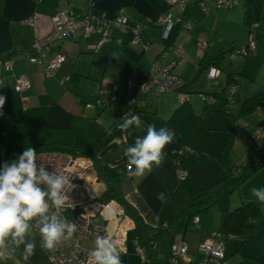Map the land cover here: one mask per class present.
I'll return each mask as SVG.
<instances>
[{
  "label": "crops",
  "instance_id": "obj_1",
  "mask_svg": "<svg viewBox=\"0 0 264 264\" xmlns=\"http://www.w3.org/2000/svg\"><path fill=\"white\" fill-rule=\"evenodd\" d=\"M198 1L205 2L204 5L199 4L204 9L198 5L192 16L186 20L185 16L190 12L189 6L194 3L188 5L186 12L183 10L184 5L173 6L182 7L181 10L184 13L180 16L181 11L178 9L173 13V7H169L166 0H0V52L3 54L10 50L28 49L33 41L50 36L54 31L52 17L58 10H64L74 18L83 17L87 11L94 16H102L108 24L117 23L120 29L131 28L133 40L136 38L134 26L141 24V30L143 27L147 29L148 19H158L161 13L172 14L169 24L171 31L163 34L157 31V36L163 35V39L159 38L156 41L150 36V30L155 27V24L160 25L155 20V24L150 25L152 28L145 32L148 39L145 40L140 35L141 41L137 43L133 41L134 44L143 45L142 51L139 53L136 50V54L126 55L124 63L119 64V80L124 77V81L122 84L115 82L118 86H113V89L120 87L124 90L128 81L132 80L133 87L128 94L132 95V98L135 97L137 94L135 88L148 79L152 66L158 62L183 77L187 82L186 91L193 92L189 99L181 102L175 90L159 92L152 89L147 97L136 101L137 110L135 109L133 113H129L131 110L125 91L115 95L116 100L107 106L86 107L74 89H78L90 98L102 92H97L98 94L95 95V92L87 90L84 86L68 84L72 71L84 75L82 72L84 70L75 68V62L67 64L68 56L76 55L77 59L80 55H90L92 61L99 53H104L108 57L107 46L114 42H128L127 39L130 38V34L123 35L124 33L120 32L118 27L112 26L110 29L113 30V35L111 36L109 31L108 39L100 47H97L98 36L93 34L91 38L85 40L77 37L67 40L58 47L57 51L44 50V63L33 62L31 54L23 52L13 57L11 69H7L5 64H0V88L4 82L8 83L13 90L18 78L22 75L30 79V85L25 91L19 92L15 88L17 93L24 95L22 96L24 98L19 99L22 112L5 115L4 123L0 122V133L11 125V130L21 145L61 142L89 149L105 132H115L116 135L100 149L97 155L100 164L110 174H121L125 198L148 225L156 227L168 222L171 217L180 215L181 220L178 219L177 225L183 227V235H185L189 228L186 219L192 211L190 206L207 186L215 183L225 174L222 148L228 139L227 129L230 126V117L218 110L222 105L219 96L227 97L230 93H227L228 89L230 91V86H226L227 72L247 75V77L237 75L239 89L236 98L239 102L236 104L238 107L239 103L264 87V0H243L242 2L237 0L238 2L228 7L221 4L226 0H195L196 4ZM251 2H253L256 30L250 33L255 40L256 52L246 55L236 53L234 57L226 56L219 59L216 64L221 69L219 85L211 83L214 86L213 90L199 87L196 84L197 77L205 71L208 80L209 67L214 65L213 60L219 57L221 52H225L232 44L239 48L248 43L251 35L246 33L248 28L245 24V7ZM209 6L218 9L212 10ZM124 15L129 17L130 24L122 27L117 19ZM175 17L177 23L174 25ZM188 20H191V23ZM166 26L168 25L162 27L166 28ZM170 35L174 36L172 40L171 37L168 38ZM203 41L207 42L205 48L201 47ZM147 47L149 50H146ZM93 50L98 51L93 52ZM177 50H181L182 55H178ZM58 51H64L67 58L59 67L55 77L47 78L45 67ZM134 60L140 61L134 64ZM106 61L109 62L108 59ZM204 91L217 93L218 98L216 97L212 102L213 106L211 103L206 106ZM0 94L4 95L2 90ZM22 102L27 106H24ZM132 115L139 116L142 122L141 128L121 129L119 125L124 118ZM22 124H26L27 133L20 136L19 125ZM149 124H154L157 129L166 127L175 133V138L166 146L158 165H154L142 176L134 175L133 166V172L129 175L126 173V165L129 162L124 155V149L133 146L137 137L146 135ZM237 125L232 160L234 164L239 165L250 158L257 157L264 150V109L240 118ZM183 147H190L196 151L199 159L190 167L186 179L180 180L174 159ZM2 151L1 149L0 154ZM258 176H260V187L256 188H264V169L258 173ZM89 180L91 188L102 198L106 190L105 182L95 173L90 174ZM251 184L252 180H247L241 191L232 196V207L245 201L257 200L264 208V202L253 195ZM238 193L240 194L237 195ZM199 219L200 222L195 223L199 228L198 251L201 240L211 237L216 230L215 226H210L209 216L201 217L200 213ZM97 220L103 221L99 218ZM128 225L126 242L118 248L120 253H124L128 247L129 232L138 230L137 223L130 215ZM135 239L138 240V236ZM247 240L243 242L241 238L239 249ZM7 247L9 251H6ZM7 247L3 249L6 253L4 264H37L38 259H27L18 250ZM227 249L226 244V252ZM126 254L128 257L129 253ZM47 256H49V250ZM46 261H48L47 257ZM46 261L45 264H47ZM190 261L191 259L188 263ZM128 262L126 259V263L124 261L122 264H131Z\"/></svg>",
  "mask_w": 264,
  "mask_h": 264
},
{
  "label": "built area",
  "instance_id": "obj_2",
  "mask_svg": "<svg viewBox=\"0 0 264 264\" xmlns=\"http://www.w3.org/2000/svg\"><path fill=\"white\" fill-rule=\"evenodd\" d=\"M169 3L176 2V0H167ZM237 0H226L221 4L227 7L232 5ZM65 11H59L54 17V31L53 33L42 40H36L33 43L31 49V59L33 62H43L44 50L54 51L58 49L62 43H64L68 36H71L80 27H84L85 38L88 39L93 33L98 34V46L105 42L109 36L108 21L101 17L92 21L89 17L84 20H76L65 14ZM59 18L63 19L59 21ZM172 18V14L161 15L158 22L162 25H169ZM117 22L120 26H127L130 24L129 17L123 16L118 18ZM134 34L136 38L134 43L141 41L140 31L141 26H134ZM254 37L249 39V51L256 52ZM201 47H207V42L201 43ZM243 52H247L246 49H242ZM178 55H182L181 50H177ZM38 54V56H35ZM67 54L64 51H58L49 60V63L45 67V75L47 78L55 77L59 67L65 62ZM44 63V62H43ZM0 64H5L7 69L12 68V60L2 61ZM208 80L213 85H218L221 69L217 65H212L208 70ZM186 81L183 77L173 72L171 68L164 67L158 62H155L152 66L148 79L142 83L139 92L149 95V91L155 89L159 92L175 90L178 93L179 100L181 102L190 98V94L184 90ZM30 85V79L26 75H22L18 78L15 86L19 92L25 91ZM129 87L132 86V82L128 81ZM237 89L236 86L231 87L232 94ZM147 95V96H148ZM146 96V97H147ZM116 96H103L95 99L94 102H86V107H93L96 105L105 106L114 101ZM129 105L135 107L138 96L127 98ZM204 99L212 102L214 99L211 96H204ZM190 151V148L183 147L178 152L174 159L176 166L177 176L180 180L186 179L188 176V170L182 165L181 157ZM40 160L37 161L38 165L45 166L49 171L57 170L70 176V183L67 188L66 194L69 199L65 208L61 209L58 213L66 221H74L78 225V230L67 239H62L53 249L49 250V264H93L90 258V251L80 242L82 238H96L98 235H106L111 241H113L117 249L121 248L126 242L128 220L124 207L117 200L105 201L91 188L88 176L94 173V163L88 156H77L71 152L65 151H42L37 152ZM127 173L132 174V165L126 166ZM50 211L55 212L54 208ZM103 219L102 220H97ZM115 219V220H114ZM102 221V222H101ZM199 221V218H196ZM35 229L39 233V226L34 224ZM219 236L214 232L209 238L203 239L199 244V251L206 254V259L200 263L189 262L188 264H226L223 259L225 256V243L220 240ZM142 258H145L144 251L139 248ZM188 252V246L186 243H174L173 253L181 256L185 259V255Z\"/></svg>",
  "mask_w": 264,
  "mask_h": 264
},
{
  "label": "trees",
  "instance_id": "obj_3",
  "mask_svg": "<svg viewBox=\"0 0 264 264\" xmlns=\"http://www.w3.org/2000/svg\"><path fill=\"white\" fill-rule=\"evenodd\" d=\"M198 4L201 2L198 1ZM219 8V5L217 4ZM245 24L251 28H255L256 23L254 22L253 15V2L249 3L245 7ZM64 10H58L53 17L59 12ZM187 11V10H186ZM185 11V12H186ZM67 13V12H66ZM52 17V20H53ZM87 17L95 21V19H100L102 16H94L92 13L87 11V13L81 18H74L76 20H84ZM146 24L151 25L155 24V20L148 19ZM109 26V24H108ZM159 26H164L160 24ZM167 27V26H166ZM98 36V34H96ZM80 38L81 40H85L84 35V27H80L73 33L71 36H68L66 39H74ZM109 37V36H108ZM108 39V38H107ZM66 40V41H67ZM133 41V38L131 39ZM28 47V49L24 50H10L7 53L0 52V60H12L13 57L17 54H21L23 52H28L32 54L31 49L33 48V43ZM99 42V41H98ZM97 42V47L98 46ZM104 43V42H103ZM249 43V41H248ZM246 44L244 47L236 48L234 44L227 47L225 52H221L219 57L213 60L212 64L216 65L221 58L226 57L231 58L236 53H241V55H246L247 53L243 52L242 49H247L249 44ZM57 51V49H54ZM98 50H93V52H97ZM55 55V54H54ZM35 56H38L36 54ZM245 76L242 73L235 72H227V85L230 86V93L227 97H220L222 102L221 107L219 108V112L223 113L230 117V126L227 129L228 131V139L222 148V159L225 174L224 176L216 181L215 183L207 186L204 192L194 200V204L190 206L191 213L188 215L186 219V224H190L191 220H194L196 224L200 222L196 221V218H199V214L205 210H209L213 207H217L221 213L220 218V226L218 229L214 230V232L223 240L225 243V256L223 261L227 264L226 261V241L229 237L238 236L243 239V242L248 239L250 236L258 233L264 227V208L257 200L245 201L240 204L237 208H232L231 198L232 196L240 192L243 184L252 178L254 175H257L261 170L264 169V150L260 152L257 157H253L248 159L246 162L242 164H234L232 160V152L234 149V145L236 142L237 136V127L238 121L240 118L253 114L258 110L264 109V87L256 92L254 95L248 97L243 102L239 103V107L236 113H233L230 104L237 102V91L239 89L238 86V77ZM82 75L76 73L74 71L71 72V76L68 78V84L73 83V85H77L79 87L80 80ZM219 80V79H218ZM220 83V81H219ZM218 83V85H219ZM236 86L237 89L232 94L231 87ZM187 82L185 84L184 90L186 91ZM74 92L78 94L81 102H86L88 100H92L89 96L83 95L78 89H74ZM123 92L120 87L118 89H114L110 93H121ZM188 92V91H186ZM190 95L193 92H188ZM196 93V92H194ZM204 96H211L215 100L218 98L216 92L204 91ZM114 94V95H115ZM213 100V101H214ZM212 101V102H213ZM207 103L206 106H209L210 101L205 100ZM137 107H134V110ZM137 110V109H136ZM135 110V111H136ZM134 111V112H135ZM116 135V133L105 132L100 138L95 141V145L92 148L85 149L76 147L71 144L52 142V143H33V144H25L21 145L17 142L15 134L11 130V125H8L3 133H0V143L4 150L0 154V157L12 155L16 159L17 156L22 153L25 148L32 147L37 152L42 151H65L71 152L77 156H89L90 159L94 163V173L99 176L106 184V190L102 195V198L105 201L117 200L124 207L127 214L134 218L137 223L138 230L140 234L143 236V245H140V248L145 253V258L143 259L142 264H171L172 262H177L182 259L181 256L175 255L173 253V245L176 243L174 238L175 227L177 226V222L181 220V216L171 217L168 222L161 224L159 226L153 227L148 225L142 218V216L138 213V211L131 205L128 200L125 198L122 191V176L121 174L115 175L108 173L105 168L100 164L97 155L102 147H104L110 140ZM190 148V147H188ZM85 154V155H83ZM199 156L196 151L190 148V151L184 154L181 157L182 165L187 168L188 175L189 169L198 161ZM127 173V170H126ZM128 174V173H127ZM179 219V220H178ZM183 222V221H182ZM181 224V222L179 223ZM186 228V227H185ZM140 237L138 236V239ZM202 241V240H201ZM185 243V242H184ZM201 252V251H200ZM49 257V256H48ZM193 263H200L201 261H193Z\"/></svg>",
  "mask_w": 264,
  "mask_h": 264
},
{
  "label": "clouds",
  "instance_id": "obj_4",
  "mask_svg": "<svg viewBox=\"0 0 264 264\" xmlns=\"http://www.w3.org/2000/svg\"><path fill=\"white\" fill-rule=\"evenodd\" d=\"M6 96L0 94V116ZM137 115L125 117L121 129L141 128ZM175 138V133L166 127L147 125L146 135L137 137L133 146L124 149V155L134 166V175L142 176L158 165L164 150ZM37 151L27 147L16 159L0 165V264H4V248L9 242L16 247L23 245L25 258L32 255L37 243L26 240L34 224L39 226V246L53 249L62 239L70 238L77 230L74 221H66L59 211L66 207V194L70 176L45 166L38 165ZM252 193L264 202V188H253ZM54 208L56 211H50ZM93 264H122L121 253L116 244L106 235H98L95 247L89 253Z\"/></svg>",
  "mask_w": 264,
  "mask_h": 264
},
{
  "label": "rangeland",
  "instance_id": "obj_5",
  "mask_svg": "<svg viewBox=\"0 0 264 264\" xmlns=\"http://www.w3.org/2000/svg\"><path fill=\"white\" fill-rule=\"evenodd\" d=\"M242 1L243 0H241L240 2H242ZM166 2H167L169 7L170 6L173 7V6H183L184 5L183 6L184 12L186 11L188 5H190L191 3H194V4H191L189 6L190 12H188V14L185 16L186 20L192 16V14L194 13V9L196 7L200 6L201 8L204 9V7L202 5L205 4L204 1H201L202 5L196 4L195 0H176V2H172V3H169L166 0ZM206 4H207V2H206ZM205 8H206V6H205ZM210 8L212 10L218 9L216 7H210ZM178 9L181 11L180 16H182V14L184 13L183 10H181L182 7L181 8L180 7H173L172 12L175 13V12H177ZM65 14H68V13H65ZM161 14L163 15L164 13H161ZM70 17H72V16H70ZM122 17L123 16H119L118 18L120 19ZM60 20H63V19L59 18V21ZM156 21H159V20H156ZM176 21H177V18L175 17V20L173 21L174 25L177 23ZM189 21L191 23V20H188V22ZM109 24H110L109 25L110 35L112 36L113 30H111L110 27H112V26L118 27V26L116 25L117 23H115V22H110ZM146 25L148 28L146 29L143 27L141 30V35H142L143 39H145V40H146V38L148 39V36L145 35V32L149 31L152 28L150 25H148V24H146ZM169 26L170 25H168L166 28H164L162 26H159L158 24H155V27H153L152 30H150L151 38H154L156 41H158L159 38H160V40H161V38L163 39L164 38L163 35L161 37L157 36V31H160L161 34L168 33L171 31V28ZM246 26L248 28V30L246 29V33L248 35H251V33H253V30H256L255 28L254 29L251 28V33H250V27L248 25H246ZM118 29L120 32L124 33L123 35L130 34V38L127 39L129 41L128 42L124 41L125 43L124 42L123 43L114 42V43H111L109 46H107L106 52H108V54H109L108 57H106V55L104 53H99V54L95 55V57H94L95 59H93V61H92V57H89L90 55H80L77 59H76V55L75 56H71V55L68 56L67 64H69L70 62H72V63L75 62V68L76 69H78L80 71L84 70V71H82L84 73V75L81 77V80H80L81 87L84 86V87H86L87 90H90L91 92H95L96 93L95 95L98 94L97 92H100V91L102 92L100 95L92 97V100H88L86 102H89V101L94 102L95 99H97L99 97H103V96H113L115 93H110V92L114 90L113 86H118L115 84V82H119L118 84H122V82L124 81V77H123V79L121 78L119 80V76H118L119 75L118 71L120 69L119 64L124 63L125 58H127L126 55H132L131 53L136 54V50L139 53H141V51H142V48H143L142 44L137 45V44H134L133 41H131V39L133 38V33H132L131 28L125 27V28L120 29L118 27ZM93 34H96V33H93ZM93 34L91 35V37L93 36ZM91 37H89V38H91ZM169 37H171V35L168 36V38ZM173 37L174 36L171 37V40L173 39ZM111 40L114 41V39H111ZM203 42L206 43V41H203ZM254 43H255V41H254ZM248 44L250 45V43H248ZM140 46H141V48H140ZM255 46H256V44H255ZM242 47H244V46H242ZM255 49H256V47H255ZM146 50H149V48L147 47ZM246 50H247L246 53H253V54L255 53V52H250L249 47ZM107 59L109 60V62L106 61ZM138 61H140V60H134L133 62H134V64L135 63L137 64ZM72 63L70 65H72ZM129 81L132 82V86L129 87V85L127 83L126 89L124 88V90H122V91H125V93L128 97H132V95L128 94V91H130V89L133 87V81L132 80H129ZM196 84L199 87H202L204 89H209V90L214 89V86L211 84V82L209 80H207L205 71L197 77ZM141 85H139L138 87L135 88V89H137L136 95L138 96L139 100L148 95V93L142 94L139 92ZM9 86L10 85L8 83L3 82L2 86L0 88V90L3 91L4 96H6V98H7L6 103H5V107L3 108L4 115L0 116V122L1 123H4L5 115H11L14 113L22 112L19 99L24 95L17 93V91L15 90V87H13V90H12ZM229 92L230 91L228 89L227 93H229ZM125 93H124V95H125ZM115 95H118V94H115ZM22 98H24V97H22ZM36 100H38V98ZM86 102H83V104H85V106H86ZM22 103H24V102H22ZM25 104L26 103H24V106H27ZM107 105H105V106H107ZM213 105L214 104L211 103V106H213ZM94 106L97 107L99 105H96L94 103ZM129 107H130L129 109L131 110V111H129V113H133L134 108L130 105H129ZM230 108H231L233 113H236L238 110L237 104H234V103L230 104ZM19 133H20V136H23V133H27L26 124L19 125ZM1 149L4 150V148L2 147V144L0 143V151H1ZM14 159L15 158L12 155L2 157V158H0V165H2L6 161H12ZM129 164H127V165H129ZM257 176H258V174L256 176L254 175L252 178H250V180H252L251 186L253 188L260 187V180H259L260 176H258V177ZM88 178L90 179V175L88 176ZM239 194L240 193H238L237 195H239ZM237 195H236V197H238ZM238 206L239 205H236V207L234 206L232 208H237ZM187 212H188V210H187ZM208 216L210 217V219H209L210 220V226H215V228L218 229L220 226L219 209L217 207H213L209 210H205V211L201 212V217H208ZM193 221L194 220H191V222L189 224V228L186 230L185 235H183V227H179V225H177L175 227L174 237L176 238L175 239L176 242H178V243L185 242L188 246L189 252H188V254L185 255V259H180L179 261L172 262L171 264H188V261L190 259L193 261H201V260H205L207 258L206 254L198 251V247H197L198 243L197 242H198L199 228H197V225ZM136 236H139L140 238L137 240V239H135ZM39 239H40L39 234L37 233V231L35 230V227L33 226L29 235L26 237V240H34L37 243V247L35 248L33 254L28 256L27 259L35 260L34 258H36V259H38L36 261L37 264H45L46 257H47L48 261H46V262H47V264H49V257L47 256L48 255V249H42L39 246ZM143 241H144L143 236L140 234L139 230H131V232H129L128 247L124 253H121L122 263L124 261L126 263V259H128V261H129L128 263H131V264H142L143 263L142 255H141L139 248H138L140 245L141 246L143 245ZM80 242L83 244V246H85L88 249H93L95 247V239H93V238H89V239L82 238L80 240ZM226 244L228 247L227 252H226L227 264H264V227L258 233L250 236L248 238L247 242L244 244V246L241 249H239V246L241 244V237H238V236L229 237L226 241ZM8 246L11 247L13 250L16 249L23 254V252H22L23 245L16 247L14 243L9 242ZM6 251H9L8 247H7ZM43 252L45 253L44 257H43ZM127 252L129 253L128 257L126 256Z\"/></svg>",
  "mask_w": 264,
  "mask_h": 264
}]
</instances>
